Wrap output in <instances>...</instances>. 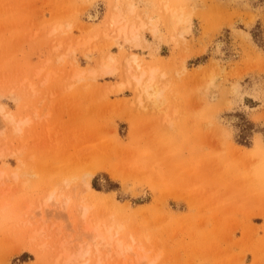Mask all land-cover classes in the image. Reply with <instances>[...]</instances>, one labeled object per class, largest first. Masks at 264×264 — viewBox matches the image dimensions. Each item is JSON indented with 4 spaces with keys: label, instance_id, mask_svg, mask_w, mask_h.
I'll return each instance as SVG.
<instances>
[{
    "label": "rangeland",
    "instance_id": "rangeland-1",
    "mask_svg": "<svg viewBox=\"0 0 264 264\" xmlns=\"http://www.w3.org/2000/svg\"><path fill=\"white\" fill-rule=\"evenodd\" d=\"M96 1L0 0V264H264V0Z\"/></svg>",
    "mask_w": 264,
    "mask_h": 264
},
{
    "label": "crops",
    "instance_id": "crops-1",
    "mask_svg": "<svg viewBox=\"0 0 264 264\" xmlns=\"http://www.w3.org/2000/svg\"><path fill=\"white\" fill-rule=\"evenodd\" d=\"M197 5V8L202 12H209L208 1L205 0H192ZM135 4L139 8V10L148 14V16H159V12H162V8L159 6V0H134ZM199 3V4H198ZM109 11L108 0H97L94 4L93 13H99L100 18L98 23H95V26H99L102 24V21ZM164 32V29L162 30ZM157 49V56L160 58H167L169 55V48L165 44H159ZM166 52V54H163ZM168 53V54H167ZM264 53V52H263ZM148 55V51H142L140 55ZM164 55V56H163ZM258 74L264 75L262 72H257Z\"/></svg>",
    "mask_w": 264,
    "mask_h": 264
},
{
    "label": "bare ground",
    "instance_id": "bare-ground-1",
    "mask_svg": "<svg viewBox=\"0 0 264 264\" xmlns=\"http://www.w3.org/2000/svg\"><path fill=\"white\" fill-rule=\"evenodd\" d=\"M97 14H98V13H97ZM95 15H96V14H95ZM95 15H94V17H96ZM118 16H119V15H118ZM118 16H116V18H117ZM94 17L92 18V15H91L92 20L95 19ZM91 18H90V19H91ZM114 18H115V17H114ZM179 19H180V18H179ZM174 20H175L176 22H178L177 17H174ZM114 21H115V20H114ZM114 21H112V22H113V23H116V22H114ZM118 21H119V20H118ZM122 23H123V22H122ZM111 24H112V23H111ZM154 24H155V23H154ZM132 34H133V36H134L133 38H136V37H137L135 31H133ZM129 37H130V36H129ZM136 41H137V40H136ZM131 57H132V56H131ZM133 57H134V56H133ZM134 58H135V57H134ZM135 59H137V58H135ZM113 60H114V59H113ZM102 62H103V66H104V69H105V70H104V71H105V74L108 75V76L113 75L114 72H113L112 68L110 67V63H111L112 61L110 62V60H108V59L105 60V59H104V61H102ZM136 62H137V61H136ZM132 63H133V62H132ZM134 65H135V64H134ZM130 69H131V68H130ZM126 72H127V71H126ZM152 74H153V72L151 73V75H152ZM126 75H127V74H126ZM143 76H144V74H143ZM153 77H154V76L152 75V77L148 80L149 82H146L147 84H146L145 86L143 85V86L145 87L143 90H141V89H142V86L140 85V83H141V79H140V78L138 79L137 82H138V84H139L141 87L138 86V85H137V86L141 88L140 91H142V92L144 93L145 91H148V89L152 88V87H151V86H153V85H152V81L154 80ZM135 81H136V80H135ZM135 90H136V89H135ZM144 90H145V91H144ZM136 91H137V90H136ZM145 94H148V93H145ZM149 95H150V94H149ZM149 95H148V96H149ZM2 113H3V112H2ZM9 118H10V117H9ZM5 119H7V118H5ZM7 121H11V122H13V119H12V118H11L10 120L7 119ZM107 244H108V243H107Z\"/></svg>",
    "mask_w": 264,
    "mask_h": 264
},
{
    "label": "trees",
    "instance_id": "trees-1",
    "mask_svg": "<svg viewBox=\"0 0 264 264\" xmlns=\"http://www.w3.org/2000/svg\"><path fill=\"white\" fill-rule=\"evenodd\" d=\"M239 145H240V144H239ZM240 146H242V145H240ZM92 186H93V184H92ZM93 188L96 189L94 186H93ZM96 190H97V189H96ZM97 191L101 192V190H97Z\"/></svg>",
    "mask_w": 264,
    "mask_h": 264
}]
</instances>
